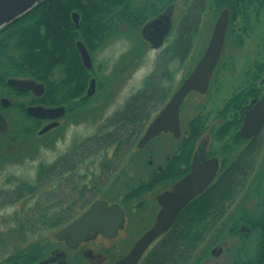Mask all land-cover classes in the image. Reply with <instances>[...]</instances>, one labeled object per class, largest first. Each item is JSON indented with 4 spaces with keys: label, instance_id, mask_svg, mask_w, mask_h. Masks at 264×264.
Instances as JSON below:
<instances>
[{
    "label": "trees",
    "instance_id": "1",
    "mask_svg": "<svg viewBox=\"0 0 264 264\" xmlns=\"http://www.w3.org/2000/svg\"><path fill=\"white\" fill-rule=\"evenodd\" d=\"M126 1L43 0L31 11L0 29V79L32 77L49 83L47 103L64 104L67 119L72 122L82 120L85 116L83 112L88 111L91 105L88 97L74 101L83 95L86 88L83 85L86 70L77 55L75 40L81 37L93 53L104 48L113 36L122 37L125 27L129 32H137L149 16L137 6L139 3L125 5ZM217 2L231 10V22L241 19V31L244 33L252 30V21L259 23L261 15H264V0ZM203 4L204 0H200L198 7L201 9ZM187 7L191 8L193 4ZM74 11L79 13L82 20L78 31L71 21V13ZM110 29L114 31L108 35ZM197 30L196 20L192 22L184 17L179 25L178 36L166 48L167 55L161 56L157 69L143 80L144 87L134 92L107 117L95 134L78 141L54 161L39 162L33 181L12 177L9 179L13 181L12 186L7 189L0 187V208L8 202L37 196L29 213H15L10 217L12 228L25 226V233L36 235L43 231H54L72 221L77 213L93 201L92 197L101 191L102 185H88V176L78 171L79 166L89 158H98V178L105 180L116 173L114 182L117 186H120L117 183L119 179L126 178L121 184L124 190L118 194L122 200L116 198L114 201L123 204L129 213L132 209L147 208L149 202L140 198L150 193L158 194L187 171L186 166L197 141L207 129L209 113L198 112L185 123L178 141L181 149L179 164L171 166L174 158L164 160L161 173L157 168L149 166L145 159L142 161L143 169L141 166L133 167L131 156L128 159L126 157L136 148L153 114L173 92L170 83L174 71L169 68V63L175 61L181 65L187 59ZM137 38L143 46V54L145 43L139 36ZM242 38V35L238 36L239 43ZM95 40H98L97 47L94 46ZM218 66L219 63L214 73ZM99 68L100 72L104 71L105 65L102 63ZM64 70L68 85H65L66 94L62 95L63 80L55 78V72L61 73ZM245 75V85L251 87L246 96H252L251 92H255L256 85H259V78L264 75V60H255ZM99 84L98 87L102 88L101 81ZM245 98L233 93L219 111L223 119H226L227 114L236 113L213 131L217 141L224 142L228 135L233 139L231 143L224 142L220 148L221 170L217 180L179 214L173 226L146 251L139 264H202L211 256L214 247L221 246L229 238L238 240V244L230 249L229 264H263L264 133L246 143L237 132V110ZM185 103L186 100L181 110ZM33 132L34 128L25 130V135L30 136ZM15 141L16 138L12 144ZM38 145L36 143L34 152L25 154L34 156ZM24 149L27 150V147H20L17 155L22 154ZM109 150L112 151L111 159L107 158ZM183 165L185 170L181 169ZM48 187L49 190L46 189ZM50 245L48 239L25 240L0 264L31 263L43 256Z\"/></svg>",
    "mask_w": 264,
    "mask_h": 264
},
{
    "label": "rangeland",
    "instance_id": "2",
    "mask_svg": "<svg viewBox=\"0 0 264 264\" xmlns=\"http://www.w3.org/2000/svg\"><path fill=\"white\" fill-rule=\"evenodd\" d=\"M185 1L186 0H178L176 3L177 6L174 11L173 30L163 47H167V45L174 39L177 34V27L184 20V17H186V20H191L192 22L193 20H196L198 30L187 59L181 65L175 61L169 63V68L174 71L173 80L170 83L173 91H175L179 84L186 78L185 76L192 71L193 67L202 56L207 47L216 19L215 13L208 10L206 6L204 8L202 5V10L198 7L200 0H187L186 2L188 4H193V7L191 8L187 7L188 4H186ZM251 23L253 28L248 32L249 35H246L241 31L243 24L239 19L230 27L231 31L226 36L219 66L213 75L207 93L204 95L190 94L191 96L189 95V97H187L186 103L182 107V129L184 128L185 123L194 114L198 112L209 113L207 129L199 140L198 146H201V144L207 146L208 144H212L213 149L220 150L224 142L231 143L233 140L232 137L228 135L224 142L217 141L213 136V131L225 120L231 119L233 114L236 113L232 112L227 114L226 119H223V117L219 115V111L223 107L225 101L241 86L245 85L247 79L245 73L250 70L253 62L260 59L264 60V15H261L259 23L257 21H252ZM129 35V32H127L118 40L111 41V39L110 41H107L105 43L106 46L98 53L96 52L94 54V64L97 65L103 63L105 65V70L99 74V77L101 78V80L99 78V81H104L105 85H103L102 88L98 87L97 94L94 97L95 103L94 101L93 103L90 102L89 105H91V107L88 111L83 112L85 116L82 120L72 122L64 117L62 127L45 138L40 139L41 141H38L36 137L25 139L23 145H25L24 148L27 147V150L24 149L22 154L19 155H17L21 147L18 146L19 142L9 144L4 138H0V143L3 144L1 149L2 154H0L1 188L7 189L12 186L13 181H9L12 177L20 178L29 182L33 181L35 168L39 162H52L58 156L67 152V150L78 141L95 134L100 126L106 121L107 117L122 106L125 100L134 92L142 88L144 78L155 71L158 55L164 48L161 50H150L146 48V54L145 52L141 54V48H143L141 42H139L136 35ZM239 35H242L243 37L241 43L238 42ZM259 38H261V40ZM133 51H136V53L139 51L138 57H131ZM129 60H132L133 62H143L139 67L137 66L131 71L120 70L119 68L125 66V63ZM160 60L161 57L159 61ZM1 71L2 69L0 68V72ZM122 71H124V73H122ZM263 76L264 75H262V77ZM60 77L61 73L56 71L55 78L58 79ZM260 81L261 79L259 78L258 82ZM155 114H153L152 119ZM36 143L40 145L37 146L35 155L31 157L30 155L25 154L34 152ZM175 145L176 141H174L171 135L161 134L158 138L148 143L145 146L144 151H139L134 148L132 151L133 153L131 152L126 158L128 159L131 156V165L133 167L136 166V168L141 166V169H143V159H145L146 162L151 160L153 162L152 167H157L166 157L170 156L171 150ZM111 153L112 151L109 150L107 153L108 159L112 158ZM97 165L98 158H89L84 164L79 166L78 171L79 173L88 176V185L92 186L97 184L99 187L102 185L101 191L93 196L92 200L101 198L114 202L116 198H120L118 194H121L124 190L121 184L126 181V178L122 177L119 179V182L117 183L120 186H117L114 182L115 177H117L116 173H113L111 178L105 180L100 179L98 178L99 173ZM46 189L49 190L50 188L48 187ZM156 194L150 193L140 198L149 202L148 207L144 210H134L135 213H132L128 218L124 240L105 243L107 246L112 244L115 245V250L112 248L108 250V254H106L107 259L114 258V260H116L119 255L126 253L130 245H132V243L151 226L158 210V205L155 201ZM36 197L37 196L35 195L32 197L27 196L14 202H8L5 206L0 208V237H2V240L0 241V261L10 255L22 242H25V240H35V238H39V236L41 238L45 237L48 240L53 238L54 231H45L44 234L37 233L36 235H30L29 233H25V226L12 228V220L10 217L15 213H29L28 210L30 207L34 206ZM47 197L51 198V196ZM94 241L95 240H92L88 246L95 247L97 249L96 251L101 253L104 249V245L96 242L95 244L97 245H95ZM225 242L226 243H223L219 247H214V253H211V256L202 264H229L231 257L230 249L238 244V240L229 238Z\"/></svg>",
    "mask_w": 264,
    "mask_h": 264
},
{
    "label": "water",
    "instance_id": "3",
    "mask_svg": "<svg viewBox=\"0 0 264 264\" xmlns=\"http://www.w3.org/2000/svg\"><path fill=\"white\" fill-rule=\"evenodd\" d=\"M42 1L0 0V29L28 13ZM169 10L163 14V17L169 15ZM72 20L77 26V12L72 13ZM228 21V11L224 9L219 13L202 56L149 123L137 142V148H142L161 133L169 132L174 138L180 136V106L189 93L204 94L207 92L213 72L221 56ZM169 23L170 20L168 18L164 20L158 18L148 24V27L154 28L153 33H158L160 30L159 35L155 36L153 40H158L167 35ZM76 46L84 66L91 68V60L84 45L81 42H77ZM9 82L17 87L26 88L30 84V82L15 79H11ZM94 90L95 85L94 80H92L86 95H93ZM251 104L253 106L243 117L240 127V133L244 138H249L256 134L264 124V95L260 100ZM27 113L37 118L58 119L65 114V107H29ZM58 124V122H52L44 126L38 134H43ZM6 128V121L0 115V133L4 132ZM218 169L219 161L217 158L195 163L192 165L191 171L177 181L171 190L157 195L156 200L160 208L153 225L137 239L129 252L114 264H138L149 246L173 226L180 212L214 180ZM123 223L124 210L122 207L117 203L108 204L107 201L98 199L92 202L88 209L78 218L58 230L54 234V238L58 241L64 240L69 248L76 249L91 231L100 229L103 236L109 237L115 235V231L118 228H122Z\"/></svg>",
    "mask_w": 264,
    "mask_h": 264
},
{
    "label": "flooded vegetation",
    "instance_id": "4",
    "mask_svg": "<svg viewBox=\"0 0 264 264\" xmlns=\"http://www.w3.org/2000/svg\"><path fill=\"white\" fill-rule=\"evenodd\" d=\"M177 2H178V0H127L125 2V5L126 4H128V5H130V4L136 5V4L139 3L137 6L141 7L146 12V14L149 16V18H147L142 23V25L139 27V30L137 32L131 33L125 27L124 30L129 32V34H130L129 36H132L134 34V35H136V37L139 36V38L142 39V41L145 43V54L147 52L146 48H148L150 50H161V49L164 48L161 51L162 54L160 53L158 55V58H157L158 60H157V63L155 65L156 69H157L158 63L161 62V61H159L160 57L162 55H167L165 53L167 47H163V46H164V43L166 42L167 38L171 35V32L173 30L174 11H175V8L177 6V4H176ZM203 5H204V8L206 6V8L208 10L213 11L215 13V15H216L215 22H216V20H217V18L219 16V13L222 10L226 9L228 11L229 21H228V27H227V30H226V34H225V40H226L227 34L231 31L230 27L233 26V24L235 22H237L238 19L241 22V19L238 18V19L235 20V22L234 21L231 22V10L227 6H225L224 4L221 5V3L217 2V0H204V4ZM168 9H170L169 10V15L166 16V17H163V14ZM74 12H76V11H74ZM74 12H72V13H74ZM72 13H71V21L73 23V26H74L75 30L78 31L80 29V25H81V21L82 20H81V17L79 15V13L77 12L78 13V23H77V26H76L75 23L72 20ZM158 18H160L162 20H164L165 18H168L170 20L169 30H168L167 35L164 36L163 38H160L158 40H153V38L155 36L159 35L158 33L160 32V30H159L158 33H153L154 28L153 27H148V24L150 22H153L154 20H156ZM133 20H135L134 17H133ZM214 25H215V23H214ZM213 28H214V26H213ZM113 31L114 30L110 29L108 35L111 32H113ZM125 31H123L124 34L127 33ZM178 31H179V26L177 27V34H176L175 37L178 36ZM211 34H212V31H211ZM244 34L249 35L248 32H245ZM118 36H120V35L113 36L111 41L118 40L120 38V37L117 38ZM210 37H211V35H210ZM77 42H81L84 45L86 51L88 52L90 60H91V68H86L84 66V64L82 62V59H81V55H80V53L78 51V48L76 46ZM94 46H96V47L98 46V40L94 41ZM75 47H76L77 55H78V57L80 59V62L83 65V67L85 68V70H86V81L83 84V85H86V88H85V91H84L83 95L79 96L74 101L80 99L81 97L82 98L83 97H88L90 99V102L93 103V101L95 100L94 97L97 94L98 86L100 85L99 84V82H100L99 81V78H100L99 77V74H100L99 66H100V64H102V63H99V64L95 65L93 56H94V54L96 52L98 53L99 50H97V51H95L93 53L90 52L88 47L81 40V37H79V38H77L75 40ZM138 52L139 51H137V53H136V51H133V53H132L133 55L131 57L132 58L138 57V54H139ZM222 52H223V49H222ZM222 52H221V55H222ZM141 62H143V61H138V62L134 61L133 62L132 60H129L127 63H125V66H123L122 68H119V69L120 70L131 71L135 67H137V66L139 67L142 64ZM122 73H124V71H122ZM261 77H260L261 81L259 82V85H256L255 92H253V91L251 92L252 96H246V94H248L250 92L249 88H251V87L249 85H243L236 92H234V94H241L242 98H245V96L247 97V98H245L246 100L244 102H242L241 107L238 109V113H237L238 118H239V125H238V127L236 129H237V132L240 135H241L240 127L242 125L243 117L252 108L253 105L251 103L260 100L262 98V96L264 95V76L262 78ZM60 78H61V80H63V81H61V94L65 95L66 94L65 85H68V82L66 81L67 77H66L65 70L61 72V77ZM11 79L30 82V84H28L29 86L27 88L26 87H17L14 84H12L11 82H9V80H11ZM92 80H94V85H95L94 94L91 95V96H87L86 92H87L88 86L90 85ZM100 80H101V78H100ZM48 84L44 83V82L37 81V80H35L32 77H6L4 80L0 79V115H2L4 117V119L6 121V124H7L6 130L4 132L0 133V138L1 139L4 138L7 143L12 144L13 143V139L16 138L15 142H19V145L21 143V147L24 148L25 145H23V142L28 137L34 136V137H36V139H38V141H41L40 139L45 138L46 136L52 134L53 132L57 131L58 129H60L62 127L63 118L66 115V105H64V104H62V105H52V104L47 103L48 102L47 97H48V94H49V87H48L49 85ZM101 84L105 85L104 81H101ZM72 85H75V84L73 83ZM143 87H144V85L142 86V88ZM245 87H247V89L243 90ZM172 93L170 94V96L172 95ZM166 101H165V103H166ZM70 102H71V100H70ZM94 103H95V101H94ZM37 106H41L43 108L64 106L65 107V114L61 118H58V119H48V118L46 119V118H37V117H34V116H32V115L27 113V109L29 107H37ZM52 122H58L59 124L57 126H55V127H52L50 130H48L47 132H45L43 134H38L39 131L44 126H46V125H48V124H50ZM33 128H34V132L32 134H30V136L25 135V130L27 131V130H31ZM261 133H264V124L260 127V129L253 136H251L249 138H244L241 135V137L247 143V142H249L250 140H252L253 138H255L256 136H258ZM161 134H169V135L172 136L174 141H176V145L172 148L170 156L166 157L164 160L169 161L170 159L174 158V161H172L171 166L179 164L180 163L179 156H180V153H181V149L179 148L178 141L180 140L181 135H182V128H181L180 136L178 138H174L173 135L171 133H169V132L168 133H161ZM202 136L198 139L196 147H195V149L192 152V155H191V157L189 159V162H188V164L186 166L187 171L180 178H177L176 180L171 181L170 185L168 187L162 189L159 193L171 190L173 185L177 181H179L182 177H184L185 175H187L191 171V168H192L193 164L201 163L202 161L208 160V159H211V158H217L218 159V161H219V169L217 171V174H216L214 180L200 194H198L195 198H197L202 193H204L217 180L219 172L221 170V159H222L221 150L213 149L212 144H208V146L204 145V144L203 145L201 144V146H198V142L202 138ZM2 147H3V144L0 143V154H2V152H1ZM144 148H145V145L142 148H139V149L137 148V149L139 151H144ZM16 153H18V152H16ZM148 165L152 166L153 162L151 160L148 161ZM163 167H164V161L160 165L155 167V168H157L159 170V172L162 173L163 172ZM186 168H185L184 165L181 167L182 170H185ZM142 176H145V174L144 175L142 174ZM158 194H156V196ZM156 196H155V201H156ZM95 200H93V201H95ZM119 200H122V199L119 198ZM108 202H109V204L112 203L110 201H108ZM114 202H117L119 204V206L122 207L123 210H124V223H123V226H122V228H118L115 231V235L109 236V237H105V236H103L102 231L100 229L93 230V231H91L88 234V236L81 242V244L76 249L69 248L66 245L64 240L58 241V240H56L54 238V233L56 231L60 230L61 228H63L64 226H66L67 224L72 222L74 219L78 218L82 214V212H84L90 206V204H91L90 203L84 209H82L79 213H77L75 218L72 221L60 226L59 228H56L54 230V232H53V238L49 239L51 245H50V248H48L47 252L43 256H41L40 258H38L35 261H33L31 263H28V264H114L117 260H119L120 258L125 256L129 252V250L131 249L133 244L140 237L139 236L132 243V245H130V247L127 250L126 253H124L122 255H119L116 258V260H114V258L113 259H111V258L107 259L106 258V254H108V250L111 249V248L113 250H115V245L112 244L110 246H107V244H105V243L106 242H111V241H116V240L117 241L124 240L125 239V234L124 233H125V229H126L127 224H128L127 223L128 218L132 215V213H135L134 212L135 209H132L131 213H129V212H127V210H126V208H125V206L123 204H120L118 201H114ZM159 208L160 207L158 205V210H159ZM155 217H156V215H155ZM155 217H154L153 223L155 221ZM44 233H45V231H43V234ZM40 238L41 237L39 236V239ZM44 238L45 237H42V239H44ZM92 240H95L94 244L96 242V243H100V244L104 245V249H103V251L101 253L97 252L96 251L97 249L95 247L88 246L89 243ZM95 245H97V244H95Z\"/></svg>",
    "mask_w": 264,
    "mask_h": 264
}]
</instances>
